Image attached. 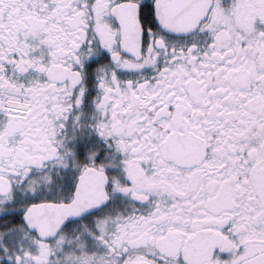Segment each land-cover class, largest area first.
<instances>
[{"label":"snow or ice","instance_id":"1","mask_svg":"<svg viewBox=\"0 0 264 264\" xmlns=\"http://www.w3.org/2000/svg\"><path fill=\"white\" fill-rule=\"evenodd\" d=\"M0 264H264V0H0Z\"/></svg>","mask_w":264,"mask_h":264}]
</instances>
